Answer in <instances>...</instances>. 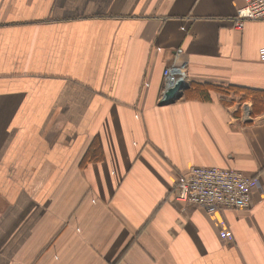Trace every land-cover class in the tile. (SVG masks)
I'll return each instance as SVG.
<instances>
[{
	"label": "crops",
	"instance_id": "1",
	"mask_svg": "<svg viewBox=\"0 0 264 264\" xmlns=\"http://www.w3.org/2000/svg\"><path fill=\"white\" fill-rule=\"evenodd\" d=\"M241 6L0 0V264H264V21L234 27ZM178 48L187 88L255 105L159 106ZM190 166L252 178L250 207L175 202Z\"/></svg>",
	"mask_w": 264,
	"mask_h": 264
},
{
	"label": "built area",
	"instance_id": "2",
	"mask_svg": "<svg viewBox=\"0 0 264 264\" xmlns=\"http://www.w3.org/2000/svg\"><path fill=\"white\" fill-rule=\"evenodd\" d=\"M233 17L234 27L240 29L245 21H264V0H241ZM182 50L176 49L170 64L163 70V92L177 81L185 83ZM258 58L264 61V47L259 48ZM255 181L232 169L190 166L178 173L172 199L182 206L202 208L206 212L224 209L246 210L250 207V188Z\"/></svg>",
	"mask_w": 264,
	"mask_h": 264
},
{
	"label": "trees",
	"instance_id": "3",
	"mask_svg": "<svg viewBox=\"0 0 264 264\" xmlns=\"http://www.w3.org/2000/svg\"><path fill=\"white\" fill-rule=\"evenodd\" d=\"M210 91L217 92L220 94H225V93L229 94L230 92L233 95L241 94L242 99L250 98L254 102V105L256 102V97L258 95V91L248 89V88H242V87H236V86L223 87V86H218V85L209 84V83L192 82L189 88H187L184 91V97L187 99H192V100L194 99L206 100L208 98V93ZM230 102L231 101H223L224 104H228ZM94 151H95V147L92 146V148H90L89 151L86 152V154L83 156V159L81 162L83 163L84 161H87L90 158H93L95 156Z\"/></svg>",
	"mask_w": 264,
	"mask_h": 264
},
{
	"label": "water",
	"instance_id": "4",
	"mask_svg": "<svg viewBox=\"0 0 264 264\" xmlns=\"http://www.w3.org/2000/svg\"><path fill=\"white\" fill-rule=\"evenodd\" d=\"M187 88V85L183 81H177L173 86L167 88L163 94L161 99L159 100L158 105L164 106L171 104L176 100L179 93L184 91Z\"/></svg>",
	"mask_w": 264,
	"mask_h": 264
}]
</instances>
